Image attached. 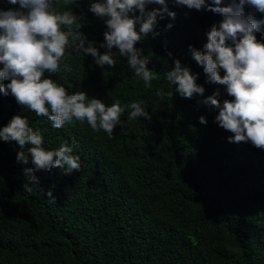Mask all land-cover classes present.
Returning a JSON list of instances; mask_svg holds the SVG:
<instances>
[{
	"label": "trees",
	"instance_id": "16d2710c",
	"mask_svg": "<svg viewBox=\"0 0 264 264\" xmlns=\"http://www.w3.org/2000/svg\"><path fill=\"white\" fill-rule=\"evenodd\" d=\"M95 2L104 0H77L70 10L82 17L80 31L103 54L99 45L108 29L89 11ZM234 2L223 0L221 6ZM166 5L175 19L158 18L159 35L135 45L149 59L147 68L158 74L151 87L118 49H113L115 66L101 68L93 57L69 48L61 70L45 73L69 94L84 92L106 106L119 103L124 112L112 136L93 131L86 121L55 129L11 94L0 93V130L20 115L43 137L46 150L75 142L73 154L81 164L80 171L67 175L60 168L34 172L39 183H33L25 171L33 167L30 145L21 149L0 140V264H264V150L251 142L229 143L232 133L215 122L218 109L201 101L215 93L221 104L233 98L226 86L207 82L190 51V46L204 51L208 32L223 17L174 0ZM53 7L68 10L64 0H53ZM9 9L19 5L0 0V10ZM245 11L264 20L253 8ZM256 36L264 43V26ZM177 59L199 74L202 97L182 98L167 81ZM132 103L151 120L129 119ZM20 152L28 163L17 160Z\"/></svg>",
	"mask_w": 264,
	"mask_h": 264
},
{
	"label": "clouds",
	"instance_id": "9594fccd",
	"mask_svg": "<svg viewBox=\"0 0 264 264\" xmlns=\"http://www.w3.org/2000/svg\"><path fill=\"white\" fill-rule=\"evenodd\" d=\"M76 2L64 0L68 10L57 12L53 0H7L10 5H19V10H0V65L3 66L0 68V82L10 81L6 85L0 83V93L5 96L11 94L20 106L39 117H46L55 129L73 121H86L93 131L103 130L112 136L124 112L119 103L106 106L99 99H89L84 92L69 94L63 86L45 78V73L55 74L61 70V65L70 55L69 48L77 55L93 57L101 68L115 66L117 53L113 49H118L119 56L127 58L135 75L143 80L146 87H151L158 74L147 68L149 59L135 45L149 35H159L155 31L158 18L162 20L167 14L175 19L176 14L168 10L166 0L91 3L89 11L104 20L108 29L104 33L105 43L99 45L106 49L101 54L80 31L82 25L78 21L82 17L70 10ZM174 2L197 11L206 8L223 17L219 25L208 32L204 51L191 46L190 51L195 62L203 67L207 82L226 86L227 95L233 99H226L221 104L217 99L219 93H215L201 103L218 109L215 122L232 133L229 143L251 142L255 148L264 150V43L256 36L264 26V20H257L254 13L245 11L247 6L264 14V0H238L226 7L221 6L223 0H211L208 5L206 0ZM150 5L162 7L149 10ZM167 27L170 29L172 25ZM168 55L171 57L172 54ZM165 75L171 86H177L175 91L182 98L204 95V87L196 82L199 74H193L180 60H175L174 68ZM157 95L164 93L158 92ZM168 95L172 97L173 91ZM130 107L133 110L129 119L144 117L151 120L139 103H132ZM199 122L207 124L204 116L199 118ZM0 140L14 141L21 149L30 145L27 153L33 167L25 171L33 183H39L34 172L60 168L67 175L80 171V158L73 154L75 142L72 145L65 142L58 149L46 150L42 146L43 137L29 127L27 118L20 115L13 116L0 130ZM17 160L28 163L24 152L17 154ZM26 190L32 191L27 186ZM47 195L55 202L52 192Z\"/></svg>",
	"mask_w": 264,
	"mask_h": 264
}]
</instances>
